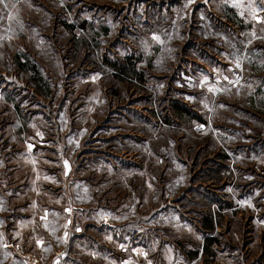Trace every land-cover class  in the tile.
I'll return each instance as SVG.
<instances>
[{"label":"rangeland","instance_id":"374dc122","mask_svg":"<svg viewBox=\"0 0 264 264\" xmlns=\"http://www.w3.org/2000/svg\"><path fill=\"white\" fill-rule=\"evenodd\" d=\"M0 264H264V0L0 2Z\"/></svg>","mask_w":264,"mask_h":264},{"label":"crops","instance_id":"0c3cea01","mask_svg":"<svg viewBox=\"0 0 264 264\" xmlns=\"http://www.w3.org/2000/svg\"><path fill=\"white\" fill-rule=\"evenodd\" d=\"M12 246H13V245H11V244L6 245V247H8V248H9V247L11 248ZM10 248H9V249H10ZM13 249L16 250V253H18V250H17V249H23V247H22V246H15V245H14V246H13ZM19 253H22V251L20 250Z\"/></svg>","mask_w":264,"mask_h":264},{"label":"trees","instance_id":"16d2710c","mask_svg":"<svg viewBox=\"0 0 264 264\" xmlns=\"http://www.w3.org/2000/svg\"><path fill=\"white\" fill-rule=\"evenodd\" d=\"M206 224H207V223H206ZM208 224H209V223H208ZM206 228L209 229V230L214 229L213 227H209V226H207V225H206ZM208 249H209V246H204V247H203V250L206 251V252L208 251Z\"/></svg>","mask_w":264,"mask_h":264},{"label":"snow or ice","instance_id":"6c2138e0","mask_svg":"<svg viewBox=\"0 0 264 264\" xmlns=\"http://www.w3.org/2000/svg\"><path fill=\"white\" fill-rule=\"evenodd\" d=\"M0 2H3V0H0Z\"/></svg>","mask_w":264,"mask_h":264}]
</instances>
